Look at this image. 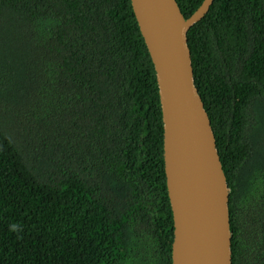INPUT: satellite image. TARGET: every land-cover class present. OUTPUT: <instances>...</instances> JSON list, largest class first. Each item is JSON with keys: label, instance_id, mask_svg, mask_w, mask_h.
Wrapping results in <instances>:
<instances>
[{"label": "trees", "instance_id": "1", "mask_svg": "<svg viewBox=\"0 0 264 264\" xmlns=\"http://www.w3.org/2000/svg\"><path fill=\"white\" fill-rule=\"evenodd\" d=\"M187 36L232 264H264V0H213ZM163 140L131 0H0V264H172Z\"/></svg>", "mask_w": 264, "mask_h": 264}, {"label": "water", "instance_id": "2", "mask_svg": "<svg viewBox=\"0 0 264 264\" xmlns=\"http://www.w3.org/2000/svg\"><path fill=\"white\" fill-rule=\"evenodd\" d=\"M157 77L167 190L173 211L172 264H232L230 187L211 119L195 83L186 17L177 0H131ZM213 205H205L206 198Z\"/></svg>", "mask_w": 264, "mask_h": 264}, {"label": "bare ground", "instance_id": "3", "mask_svg": "<svg viewBox=\"0 0 264 264\" xmlns=\"http://www.w3.org/2000/svg\"><path fill=\"white\" fill-rule=\"evenodd\" d=\"M205 205L209 208L212 209L213 205L211 203V199L209 197L206 198L205 200Z\"/></svg>", "mask_w": 264, "mask_h": 264}]
</instances>
